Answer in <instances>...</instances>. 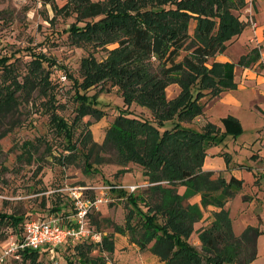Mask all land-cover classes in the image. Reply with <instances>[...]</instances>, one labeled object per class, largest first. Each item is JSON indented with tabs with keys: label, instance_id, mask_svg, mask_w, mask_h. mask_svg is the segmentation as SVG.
<instances>
[{
	"label": "trees",
	"instance_id": "trees-1",
	"mask_svg": "<svg viewBox=\"0 0 264 264\" xmlns=\"http://www.w3.org/2000/svg\"><path fill=\"white\" fill-rule=\"evenodd\" d=\"M43 1L53 4L57 12L77 14V21L69 28L74 43L80 46L92 43L93 47L119 43L113 49L105 47L107 55L103 59L94 53L83 57L81 78L64 69L72 79L75 99L79 102L72 123L57 109L49 111L51 126L67 139L65 150L55 156L62 164L82 155L85 171L99 172L97 166L105 163L102 154L113 150L121 165L119 175L129 170L127 165L131 162L142 167L149 183L143 194L111 184L112 191L129 205L125 226L109 218L102 220L121 232L132 227L133 215L137 214L138 221L143 220L147 227L134 241L141 249L152 243V254L164 264H250L254 261L258 256L260 229L247 226L237 235L225 208L243 182L235 177L229 180L215 177L214 172L202 168L211 145L223 144L229 136L237 137L243 132L241 121L228 114L220 120L223 130L210 121L201 130L185 124L205 115L206 101L202 99L207 94L215 98L223 91L236 88V65H249L256 59L252 56V53L257 55L255 49L237 62L215 58L244 30L245 23L235 13L245 5L244 0H67L61 8L55 0ZM193 19L197 23L191 34ZM31 55L33 59L28 63L23 82L18 79L21 73L10 60L11 56L0 57V76L4 77V81L0 80V123L18 108L20 99L31 96L35 90L44 92L49 98L47 102L55 95L51 90V71L44 66L54 62L44 53L32 51ZM173 83L181 91L170 100L167 89ZM100 84V90L89 93ZM114 87L120 91L123 105L116 106L117 115L103 142L94 141L90 130L84 132L82 141H74V126L80 119L88 115L100 119L105 115L98 95ZM133 104L147 107L151 118L134 114ZM77 142L84 151H78ZM23 146L20 157L31 161L34 144L26 141ZM197 194L201 196L200 204L190 202ZM208 206L219 210L212 212L207 225L198 228V247L190 238ZM62 210L60 205L53 209L57 215L66 214ZM25 220L23 215L0 212V240L8 236L5 226L18 231ZM95 223L98 224V219ZM64 246L74 250V257H68L65 264H107L104 252L113 253L115 241L106 234L101 242L82 241ZM60 249L57 247L55 254ZM45 252L49 249H25L22 259L42 264L39 257Z\"/></svg>",
	"mask_w": 264,
	"mask_h": 264
},
{
	"label": "rangeland",
	"instance_id": "rangeland-1",
	"mask_svg": "<svg viewBox=\"0 0 264 264\" xmlns=\"http://www.w3.org/2000/svg\"><path fill=\"white\" fill-rule=\"evenodd\" d=\"M66 2L67 0H55L58 8H61ZM243 2L246 3V0ZM244 6L235 11L241 21H243L242 8ZM246 18L251 24L250 16ZM76 21V13L71 12L69 15H65L63 11L57 12L53 8V4L45 3L43 0H0V57L11 56L10 60L16 63L15 65L18 66L21 73L18 79L23 82L24 74L28 73V63L33 59L32 51L44 53L50 61L55 63L44 64L46 69L51 71V90L52 93H55L54 97L47 102L48 96L44 92L35 90L31 96L20 99L18 108L0 123V212L23 215L25 219L48 218L56 213L53 209L60 205L64 209L62 212L69 214L73 210V204L69 197L70 189L82 187L85 196L104 198L91 213L90 224L98 231L103 232L104 235L108 234L115 241L114 252H104V255H107V264H156L152 256V243L141 249L134 241L143 235L147 227L143 220L138 221L137 214L133 215L132 227L127 230L123 229L121 232H116L113 226L102 220L104 217L109 218L112 222L125 226L129 205L126 200L117 196L110 186L117 184L130 190L131 185H138L135 193L143 194V190L149 183L142 173V167L131 162L127 165L129 170L119 175L117 172L121 165L118 164L113 150L102 154L105 163L97 166L100 169L99 172L85 171L82 155L68 164H62L58 158H55L65 150L67 139L51 126L49 111L53 108L57 109L61 116L72 123L79 106V102L75 99V87L72 79L67 76L64 69H67L74 77L81 78L80 63L83 57L94 53L97 58L103 59L107 55L105 47L113 49L119 46L118 42L97 47H93L92 43L81 46L78 45L79 43H74L70 37L69 28ZM196 23L195 19L191 21V34L194 33ZM79 24L83 25V22ZM244 37L243 33L239 41L227 46L229 54L236 61L244 50ZM213 60L211 58L209 62L212 63ZM1 73L2 68L0 67ZM0 80L4 81V77L0 76ZM41 86H45V84H41ZM101 87L102 84L90 90L89 93L92 94L100 90ZM180 89L177 83L169 85L168 98L170 100L175 98L181 91ZM236 95L242 100L246 99L242 92H236ZM98 98L101 101L100 106L105 109V115L100 119L93 115L80 119L74 126V141L83 139V134L90 130L93 140L102 143L107 129L117 115L116 106L123 105V97L117 87L110 91L100 92ZM223 98L220 97L216 102L211 103L215 98L211 93L207 94L202 99L203 102L206 101V106L211 103L207 107L206 117L203 115L198 117L199 120L196 118L194 121L186 122V126L201 130L206 119L218 124L221 114L234 107ZM243 103L242 107H234L244 116L245 132L243 135L241 134L240 141H252L253 126L256 123L255 112L251 110L247 100ZM131 111L134 114L151 118L150 110L147 107L133 104ZM26 141L34 144L31 161L28 157L23 159L20 157L24 152L23 145ZM78 146V151H84L80 143ZM182 190L183 188H180V191ZM241 199L237 200L231 208L234 232L240 235L244 231L243 222L245 219H250L252 222L256 220L258 223L262 218L260 226H257V223L254 226L260 229L258 251L262 255L264 254V191L259 195L254 212L252 207L243 203ZM211 217L210 211L207 210L202 220L196 223V230L190 238L191 243L200 247L198 228L205 225V222L207 223ZM95 219H98V224L95 223ZM12 229L8 225L4 227L8 236ZM8 236L0 240V251ZM60 247L57 254L52 251L40 253L39 261L42 264H65L68 257L70 259L74 257L72 247L64 245ZM260 262L264 263V255L261 256ZM4 264L31 263L30 260L9 258Z\"/></svg>",
	"mask_w": 264,
	"mask_h": 264
},
{
	"label": "crops",
	"instance_id": "crops-1",
	"mask_svg": "<svg viewBox=\"0 0 264 264\" xmlns=\"http://www.w3.org/2000/svg\"><path fill=\"white\" fill-rule=\"evenodd\" d=\"M242 9V20L245 23L244 30L240 35L230 40L228 45L230 46L239 41L241 35L244 33V50L242 54L238 56V60L241 56L250 53L253 49L257 52V55L252 53V56H255L256 59L249 65H236L234 68V80L237 84L236 88L223 91L218 97H215L211 103L216 102L220 97H224L223 99H226L228 103L239 108L242 107L244 105L243 102L247 100L251 110L255 112L254 119L256 123L253 126L254 136L252 141H240V137L245 132L243 124L244 116L240 114L238 109L234 107L229 108V110H227L228 112H225L224 114H233L241 121L243 125L242 135L240 134L237 137L229 136L225 143L211 145L207 150L208 154L205 157L202 167L204 171L214 172L215 177L221 176L227 180L231 177H235L243 182L242 187L237 190L234 197L229 199L225 205L230 216L232 206L241 198L243 203L252 207L253 212L256 211L259 195L264 191V0H246L245 6ZM248 16L253 17L255 21L258 22L256 28H254L252 24H249L246 18ZM216 59L222 62H237L232 59V56L229 54V49H226L224 53L218 55ZM236 92H242L246 99L242 100L238 98ZM208 105L206 106L205 111L207 110ZM224 114H221V118L226 116ZM206 115L207 113L205 112L204 117H206ZM209 121L210 120L207 121V119L205 120L206 123ZM205 122L202 126L206 124ZM217 125L222 130L224 129L221 121H219ZM181 188H183V190L185 189L183 186ZM183 190L181 192H183ZM200 201V194H197L190 199V202L192 203L200 204ZM207 210L210 211L211 215L213 211L219 210V208L208 206L204 209L205 214ZM261 219L262 218H260V221ZM260 221L257 223L256 220L252 222L250 219H245L243 222L244 229L247 226H256L255 223H257V226H260ZM208 222L209 221H207V223L205 222V225H207ZM234 227L233 224V229ZM263 255L264 254L260 255L258 251L257 258L250 264H264L260 262V258ZM152 256L153 261L156 264H164L157 256L154 254H152Z\"/></svg>",
	"mask_w": 264,
	"mask_h": 264
},
{
	"label": "built area",
	"instance_id": "built-area-1",
	"mask_svg": "<svg viewBox=\"0 0 264 264\" xmlns=\"http://www.w3.org/2000/svg\"><path fill=\"white\" fill-rule=\"evenodd\" d=\"M250 22L254 28L258 26V22L253 17H250ZM137 188L138 185H131L130 191L133 192ZM82 190V187L70 189L72 213L26 219L20 230L12 229L0 251V264L6 263L9 258L21 260L22 251L25 249L48 248L49 252L55 253L57 247L66 243L101 242L104 234L91 226L90 217L104 198L87 197Z\"/></svg>",
	"mask_w": 264,
	"mask_h": 264
}]
</instances>
